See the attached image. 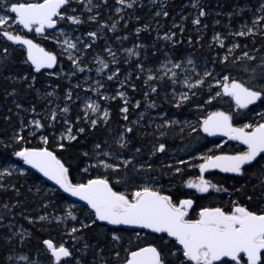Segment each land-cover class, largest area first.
Masks as SVG:
<instances>
[{"label":"trees","instance_id":"1","mask_svg":"<svg viewBox=\"0 0 264 264\" xmlns=\"http://www.w3.org/2000/svg\"><path fill=\"white\" fill-rule=\"evenodd\" d=\"M2 1L6 6L27 2ZM194 3L198 6L194 7ZM96 4L95 19H89L81 4L73 1L62 13L79 17L81 23L57 18V24L71 22L70 26L79 31L87 44L80 46L79 64L59 57L60 66L52 69L58 71L56 75L36 71L28 62L25 48L3 36L5 29L0 27V170H5L0 176V264H124L131 251L147 245L161 251L165 264H191L167 235L109 227L96 221L89 207L78 203L70 207L74 202L23 160L24 172L11 170L9 162L19 159L15 153L25 148L54 152L68 169V180L74 185L107 179L114 191L125 195L148 187L171 197L173 203L191 199L193 204L187 215L190 220H196L204 208L229 212L239 205L264 213V156L245 167L240 175L205 173L204 177L220 191L200 194L187 187L189 181L201 175V157L243 151L235 144L218 147L216 140L201 132V121L211 112L223 111L231 114L238 126L255 120L263 122L264 98L241 110L231 97L219 91L221 83L211 87L204 81L189 90L187 99H177L181 89L174 84L175 78L158 72L167 60L180 64L191 58L197 61L199 70L209 71L204 79L210 82L213 78L222 82L228 76V82L234 79L261 90L264 20L259 19L262 28L244 36L237 33L254 17H264V0H125L124 4L97 0ZM116 5L120 6L119 12H115ZM201 9L206 14L199 17ZM197 17L200 23L194 24ZM18 31L52 51L46 40L21 28ZM92 32L95 37L89 36ZM217 32L224 38L223 46L214 39ZM166 36L171 38L165 39ZM107 47L116 55L121 49L132 52L128 57L120 54L115 58L118 62L111 66L104 53ZM93 59L96 64L91 62ZM100 61L107 63L108 68ZM94 69L107 93L101 102L109 113L95 125L81 120L82 101L77 97L81 91L78 82L86 72L92 76ZM117 69V75L109 80L108 76ZM149 76L153 78L149 80ZM118 85L127 96L125 101L116 96ZM50 89H55L57 98L51 97ZM125 107L127 113L122 111ZM59 110L65 113V123L57 116ZM50 113L54 114L52 118ZM37 120L40 127L34 123ZM68 123L75 139H59L58 134ZM161 144L165 146L163 151L158 150ZM42 216L45 219L41 220ZM73 228L77 231L72 232ZM45 240H52L56 246L63 244L71 256L56 262L43 243ZM21 256L27 259L21 260Z\"/></svg>","mask_w":264,"mask_h":264},{"label":"snow or ice","instance_id":"2","mask_svg":"<svg viewBox=\"0 0 264 264\" xmlns=\"http://www.w3.org/2000/svg\"><path fill=\"white\" fill-rule=\"evenodd\" d=\"M69 2L70 0H42V2L36 3H13L9 10L15 14V22L29 30L34 27L36 33H43L46 27L52 28L56 25L58 19L66 18L73 24L81 23L77 16L65 17L62 14V7L68 5ZM90 2L91 0H89ZM118 2L124 4L125 0H118ZM193 6L196 7L198 4L194 3ZM128 7H132V4H128ZM261 8L264 9V4L261 5ZM117 11L120 9L118 8ZM205 14L204 10L201 9L199 17ZM164 15L167 16L168 13L165 12ZM199 17L193 21L194 24L200 23ZM91 19H95V17H91ZM260 19L264 20V17H260ZM8 22L7 16H0V27ZM253 23H259V20H254ZM237 34L246 35L243 31ZM3 36L9 41L27 46L28 60L35 65L36 71L43 67L51 68L56 63L55 55L45 52L31 39L6 30L3 32ZM89 36L95 37L96 33H89ZM170 38L165 37V39ZM214 39H219V36L217 35ZM65 43L68 44L69 48L76 47L75 44L68 43V41ZM220 43L223 46L222 40ZM127 51L131 53L132 49ZM244 55L247 56V53ZM100 62L103 67H108L103 61ZM189 62L191 63V61ZM73 63L76 61L73 60ZM118 71L117 69L116 72H113L112 75L108 76V79L112 80ZM205 75H210V73L206 72ZM152 78V76L148 77L149 80ZM228 81L229 77L225 76L224 94L231 96L240 108H247L250 104L264 98V86H261V90H253V88L246 87L244 83L234 79L231 83ZM202 82L197 81L198 84ZM194 86L192 85V87ZM152 91L155 92L156 89L152 88ZM118 95L123 97L124 93L120 92ZM219 95L220 93H217V96ZM182 99H187V95H184ZM150 106L154 107L155 104ZM86 107L93 113L99 109V105L94 103H89ZM64 111L67 112L68 109L65 108ZM122 111L127 113V107L123 108ZM103 115L107 118L108 111L105 110ZM125 119H127L126 116ZM231 119V116L223 112H214L203 121V131L209 135L223 132L232 139L242 141L247 145V151L232 156H205L203 158L204 163L199 165L201 173L207 169L220 168L224 172L240 174L243 165L250 164L256 160L257 156L264 153V123L254 128L248 124L241 128H235L231 124ZM34 123L37 127L41 126L38 120ZM91 123L95 125L96 121L92 120ZM246 128L251 129V131H245ZM80 131L83 132L84 130L80 129ZM70 132L71 129L69 128ZM69 138L75 139L71 135ZM44 142L47 143V138H44ZM164 147L161 144L158 150L163 151ZM15 155L23 158L24 163L31 165L46 177L54 180L65 192L86 201L95 211V216L99 221H107L111 225H138L156 233H167L169 237L175 238V241L182 246L180 251L187 261L194 262V264H217V262L227 264L224 258H229L232 264H264V214H257L237 205L231 212H225L221 208H204L200 211L198 219L190 220L186 217L188 215L187 209L193 204L191 199L181 200L177 205L173 203L171 197L162 195L159 191H153L148 187L135 191L130 198L124 193L113 191L107 179H93L86 184L74 185L68 180V169L47 148H25L16 152ZM127 163L128 161H125V164ZM105 167L112 166L105 165ZM177 171L179 172L180 169ZM187 186L195 188L201 193L208 192L210 188H216V185L206 180L203 175L200 176L198 182L189 181ZM68 215L72 216V213L69 212ZM40 219L43 220L45 217L42 216ZM76 231V228L72 229V232ZM113 238L119 239L118 236ZM43 243L51 251L56 262L71 256L70 251L63 244L56 246L52 240H45ZM175 254L173 253V255ZM20 259L26 260L27 257L21 256ZM126 264H165V258L156 247L148 246L131 252L130 259L127 260Z\"/></svg>","mask_w":264,"mask_h":264},{"label":"rangeland","instance_id":"3","mask_svg":"<svg viewBox=\"0 0 264 264\" xmlns=\"http://www.w3.org/2000/svg\"><path fill=\"white\" fill-rule=\"evenodd\" d=\"M70 1L80 3L81 9L85 13L88 14L89 19H91V17H95L94 8H95V6H97V4H96L97 0H91L90 3H89V0H70ZM67 8H68V11H70V12L72 11V8H70L69 6ZM118 8L120 9V6L116 5L115 6V12H119V11H117ZM62 14L65 15V17H67L69 13L63 12ZM0 16H7L9 18V22L7 24H5L4 26H2L3 29L8 30L9 32H12L14 34L21 35L20 31H18L19 26L16 24L14 16H12L10 14L9 6L4 5L2 0H0ZM259 19H260V16H256L253 18L252 22H249L247 24L242 25V27H241L242 31L245 32L246 34H248V33L255 31L257 29V27L262 28L260 24H258V23L254 24L253 23L254 20H259ZM70 25H71V22H69V21L64 22L62 24H56V26L51 31L43 32L41 34L36 33L35 29L33 28L31 30V34L33 36H35L37 39L42 38V39L46 40L48 42V45L50 47H52V51H48L43 46L44 49L47 52L55 55L56 59H59V57H62L69 63L70 62L72 63L73 60L78 62V61H80L79 60L80 59L79 53L81 52L80 46L84 45V47H85L87 43L85 42L84 37L80 36L81 34L79 33V31H77L75 27H71ZM249 29H251V32H249ZM217 35L219 36V39H215V41L217 42V44L219 46H222L220 41L221 40L224 41V38L218 32L215 33L214 37H216ZM65 41H68V43L75 44L76 47L75 48H69L68 44H66ZM104 53L107 56V58H109V62L111 64V66H114L118 62V61H116L115 58L120 57V54L125 53L126 57L129 56V52L127 50L125 51L123 49H121L120 54L116 55L115 51L110 47L105 48ZM70 57H71V59H70ZM57 61L55 63V66H57V65L60 66V61H58V62ZM189 61H191V63ZM91 62L93 64H96L97 61L95 59H93V60H91ZM78 64H79V62H78ZM176 65H179V67H176ZM201 68L205 69L204 67H201ZM113 69H115V68L113 67ZM57 72L58 71L55 72V70H53V71L50 70V71H48L47 75H56ZM60 72L62 73V71H60ZM79 72H81V71H79ZM158 72H160L162 75L167 76L170 79L175 78L174 84H176L178 86V88L181 89L176 95L177 99H182V97L184 95H186L189 92V90H191L192 88H194L196 86L203 84L204 81L209 83V85L211 87L217 86L220 83H221V85H223V83H224V81H222V82L214 81L213 77H212L213 79L211 82H210V80L204 79V77L206 76L205 73L206 72L209 73V71L199 70V65H198L197 61L194 59H191V58L188 59L186 62L180 63V64L173 63L172 61L167 60L160 66V68L158 69ZM84 74H86V75H84V77L81 79V82H78V86L80 87L81 91L79 93L77 92L78 93L77 97L79 99H81V101H82V104L80 106L81 120L83 121V123H85V122L91 123L92 120L97 121L98 119L104 120L105 117H104L103 113L107 109L103 106L101 100H104L107 98V93H105L103 90L104 85L102 83V79L100 78V74L96 70L92 76L87 75V72ZM197 81H203V82L198 84ZM192 85H195V86L192 87ZM219 91H221V88H219ZM49 92H50L51 97L53 99L57 98V96H56L57 93L55 92V89H50ZM120 92H123V90L121 89L120 85H118V87L116 88V96L120 97L122 99V101H125L127 96L125 95L124 92H123L124 93L123 97L119 96L118 93H120ZM66 93H67V95L69 94L68 91ZM89 103L98 104L99 105L98 111L93 113L90 109H88L86 107V105ZM49 116H50V118H52L54 116V114L50 113ZM57 116L60 118H63L64 119L63 123H65L66 119H65V113L64 112L59 110ZM68 124L69 125L67 127H65L64 129H62V131L60 132L59 139L61 138L64 140H70L69 135L75 136L71 124L70 123H68ZM248 125H252L254 128V127L258 126L259 124H258V121L255 120L253 123H248ZM69 128L71 129L70 133H69ZM248 130H251V129H248V128L245 129V131H248ZM205 156H214V155L208 154ZM204 157H201L202 161L200 164L204 163V159H203ZM21 161H22V159H20V157H19V159L17 158V159L11 160L9 162V168H11V170H17L18 172H21V173L24 172V168H23L24 165ZM4 171H5L4 169L0 170V176ZM200 176L201 175H199L195 180H193V182H198ZM206 180L210 181L209 179H206ZM51 187H53V186H51ZM191 189L194 190L195 193L201 194V192H199L197 189H195V188H191ZM217 189H219V188H217V187L216 188H210L208 192L220 191V189L219 190H217ZM131 194L132 193H130L128 195L130 198H131ZM182 200H185V199H182ZM179 202H176L175 204L178 205ZM75 203L76 202L71 204L70 207H73L75 205ZM191 208H192V206L187 209L188 213H189ZM233 208L229 212H231L233 210ZM200 211L198 212L197 219L199 218ZM15 264H18V263L16 262Z\"/></svg>","mask_w":264,"mask_h":264},{"label":"water","instance_id":"4","mask_svg":"<svg viewBox=\"0 0 264 264\" xmlns=\"http://www.w3.org/2000/svg\"><path fill=\"white\" fill-rule=\"evenodd\" d=\"M36 2H42V0H40V1H35V0H31L30 2H26V3H36ZM11 6V5H10ZM65 7V6H64ZM64 7H62V9L64 8ZM10 9V8H9ZM61 9V10H62ZM14 17H15V14L14 13H11ZM17 23V25L24 31V32H27V31H29V29H26V28H24L22 25H20L18 22H16ZM55 26V25H54ZM54 26L52 27V28H45V30H51V29H53L54 28ZM26 38V37H25ZM11 42H13V41H11ZM14 43H16V42H14ZM24 46V45H23ZM25 47V49H26V52H27V46H24ZM41 47V46H40ZM41 48H43V47H41ZM44 49V48H43ZM45 50V49H44ZM45 52H47L46 50H45ZM28 58V57H27ZM30 61V60H29ZM30 63H31V61H30ZM32 64V63H31ZM33 65V64H32ZM55 65V64H54ZM34 67H35V65H33ZM53 67V66H52ZM51 67V68H52ZM44 68H48V67H43V68H41V69H44ZM36 69V68H35ZM229 83H231V82H229ZM221 91H222V93L224 94V90H223V85H222V87H221ZM224 95H226V94H224ZM231 99H232V102L237 106V107H239L237 104H236V102H235V100L231 97ZM259 100H257L256 102H258ZM255 102V103H256ZM255 103H253V104H255ZM253 104H250L249 106H251V105H253ZM248 106V107H249ZM247 107V108H248ZM240 108V107H239ZM241 110H245L246 108H240ZM217 112H223V111H217ZM212 113H214V112H211L210 114H212ZM223 113H225V114H227L226 112H223ZM210 114H208L205 118H204V120L205 119H207L208 118V116L210 115ZM227 115H229V114H227ZM230 116V115H229ZM203 120V121H204ZM203 121L201 122V124H200V130H201V132L204 134V135H206V136H209V137H227L228 135H225V134H223V132H217L216 134H214V135H209L208 133H206V132H204L203 131ZM232 139V138H231ZM233 141H235V142H237V143H239V144H242V145H244L245 147H247V145H245L244 143H242V141H240V140H236V139H232ZM39 149H43V148H39ZM48 151H50V152H52L51 150H49V149H47ZM53 153V155L57 158V156L54 154V152H52ZM261 154H263V153H261ZM217 156H225V155H217ZM21 158V157H20ZM23 159V158H22ZM58 160H60L59 158H57ZM61 161V160H60ZM62 163V162H61ZM63 164V163H62ZM31 169H33V170H35L45 181H47L51 186H53V187H55V188H58V189H60L61 191H63L72 201H74V202H76V203H79V204H83V205H85V206H87V207H89L92 211H93V213H94V215H95V211L87 204V202L86 201H83V200H81L79 197H76V196H72L71 195V193H68V192H65L64 191V189L63 188H61L60 187V185H58L54 180H51L50 178H48V177H46L42 172H40L38 169H36V168H34V167H32L31 165H29V164H27ZM247 165V164H246ZM244 166V165H243ZM65 167V166H64ZM66 168V167H65ZM214 169H218V170H220V171H222L220 168H211V169H207V170H205V171H208V170H214ZM234 174H236V175H238L237 173H234ZM86 184V183H85ZM114 191V190H113ZM154 191V190H153ZM264 214V213H263ZM95 219H96V221H98V222H101V223H104V224H106V225H108L109 227H121V228H125V229H130V230H144V231H148V232H150V233H155V234H165V235H167V233H156V232H153L151 229H146V228H142V227H140V226H138V225H111V224H109L107 221H99L97 218H96V216H95ZM168 236V235H167ZM169 237V236H168ZM169 238H172L173 240H175V238H173V237H169ZM176 242V241H175ZM176 244L180 247V248H182V246L181 245H179L177 242H176ZM148 246H151V245H147V246H143V247H141V248H144V247H148ZM141 248H139V249H141ZM139 249H136V250H133V251H138ZM133 251H131V252H133ZM131 252L129 253V255H128V258H127V260L128 259H130V254H131ZM225 260H228V261H230V259L229 258H224ZM127 262V261H126ZM126 262L124 263V264H126Z\"/></svg>","mask_w":264,"mask_h":264},{"label":"flooded vegetation","instance_id":"5","mask_svg":"<svg viewBox=\"0 0 264 264\" xmlns=\"http://www.w3.org/2000/svg\"><path fill=\"white\" fill-rule=\"evenodd\" d=\"M27 1H28V0H27ZM30 1H31V0H30ZM35 1H39V0H35ZM33 28H34V27H33ZM34 29H35V28H34ZM21 30H22V29H21ZM22 31H23V30H22ZM27 33H31V30L27 31ZM39 34H41V33H39ZM23 37H26V36H23ZM25 50H26V49H25ZM216 112H217V111H216ZM226 113H227V112H226ZM227 114H229V113H227ZM229 115L231 116V114H229ZM231 118H232V116H231ZM261 123H264V121H263V122H260V123H258V124H261ZM231 124H232V126L235 127V128H241V127H244V126H238V125H235L234 122H233V118L231 119ZM248 131H251V130H248ZM208 137H209V136H208ZM209 138H211V139H213V140H216V141L219 143L218 147H220V146H222V145H226V144H235V145H237V146L243 148V151H241V152H239V153H242V152L247 151V147H245L244 145L239 144V143L233 141V140L230 138V136H227V137H216V136H215V137H209ZM239 153H234V154H231V153H218V154H215L214 156H217V155L232 156V155H237V154H239ZM262 156H264V153H263V154H260L259 156H257V158L262 157ZM257 158H256V159H257ZM252 162H253V161H252ZM252 162H251V163H252ZM251 163H250V164H251ZM250 164H247V165L242 166V170H243L245 167H247L248 165H250ZM211 171H216V172H219V173L229 174V175H236V174H234V173H231V172H224V171H220V170H218V169L204 171L203 173H201V171H200V174L204 176L205 173H207V172H211ZM241 173H242V171H241ZM241 173H240V174H241ZM240 174H238V175H240ZM177 246H178V245H177Z\"/></svg>","mask_w":264,"mask_h":264},{"label":"bare ground","instance_id":"6","mask_svg":"<svg viewBox=\"0 0 264 264\" xmlns=\"http://www.w3.org/2000/svg\"><path fill=\"white\" fill-rule=\"evenodd\" d=\"M66 6H67V5H65V7H66ZM65 7H64V8H65ZM64 8H63V9H64ZM63 9H62V10H63ZM62 10H61V12H62ZM26 38H27V39H31L35 44H38L39 46H41V45L35 40L34 37H33L34 39L31 38V37H27V36H26ZM42 47H43V46H42ZM28 62L30 63L29 60H28ZM30 64H31V63H30ZM31 65H32V64H31ZM32 66H33V65H32ZM54 66H55V65H53L52 68H44V69H40V70L50 71V70H52V69L54 68ZM33 67H34V66H33ZM34 69H35V67H34ZM58 135H59V134H58ZM67 176H68V175H67ZM188 262H190V261H188ZM190 263H191V264H194V262H190Z\"/></svg>","mask_w":264,"mask_h":264}]
</instances>
